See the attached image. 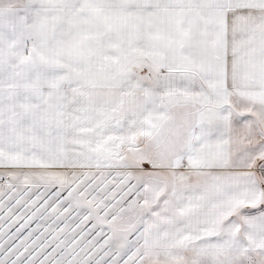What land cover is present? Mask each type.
I'll return each instance as SVG.
<instances>
[{"label": "snow or ice", "instance_id": "6c2138e0", "mask_svg": "<svg viewBox=\"0 0 264 264\" xmlns=\"http://www.w3.org/2000/svg\"><path fill=\"white\" fill-rule=\"evenodd\" d=\"M0 264H264V0H0Z\"/></svg>", "mask_w": 264, "mask_h": 264}]
</instances>
